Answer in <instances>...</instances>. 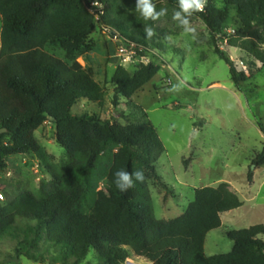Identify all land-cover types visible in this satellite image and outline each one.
<instances>
[{
    "label": "trees",
    "instance_id": "trees-1",
    "mask_svg": "<svg viewBox=\"0 0 264 264\" xmlns=\"http://www.w3.org/2000/svg\"><path fill=\"white\" fill-rule=\"evenodd\" d=\"M94 2L103 6L100 24L136 44L140 56L165 52L157 41L165 14L145 20L138 0H0V173L7 171L11 157L29 156L50 177L38 193L4 191L0 241L15 240L16 257L36 263L48 262L41 252L46 243L55 253L53 264H81L91 249L98 264H127L129 253L149 264H264L262 224L227 232L234 243L230 253L205 254L206 238L222 227V215L244 205L227 183L195 189L194 201L177 218H156L150 185L170 193L157 168L166 148L143 109L138 108L139 120L127 125L72 112L82 99L99 107L107 102L95 71L78 62L97 46L91 39L96 18L89 10ZM151 3L156 12L180 11L178 0ZM192 16L205 24L215 45L231 27L222 40L252 60L248 75L216 46L235 86L258 73V64L264 67V0H207L205 10ZM53 45L66 60L44 54ZM159 71L154 63L139 64L134 74L119 65L111 79L113 106L121 98L131 100ZM47 121L66 150L62 169L35 136ZM261 132L264 136V127ZM252 165L264 167V148ZM118 169L142 170L145 180L121 192L114 183Z\"/></svg>",
    "mask_w": 264,
    "mask_h": 264
},
{
    "label": "rangeland",
    "instance_id": "rangeland-1",
    "mask_svg": "<svg viewBox=\"0 0 264 264\" xmlns=\"http://www.w3.org/2000/svg\"><path fill=\"white\" fill-rule=\"evenodd\" d=\"M154 1L166 3V0ZM175 12L174 9H166L165 17L158 24L157 41L165 52L156 50L151 56H140L136 51L134 59L128 63L120 59L119 62L111 61L115 44L107 29L100 24V19L96 20L93 38L99 43L95 49L97 56L103 53V41L113 49L109 55L105 54V59L99 57L95 61L96 80L107 91V102L104 107H99L82 99L72 112L96 115L122 125L139 120L138 108L148 114L166 148L157 168L160 177L170 187V193L166 194L158 184L150 185L157 219L181 216L194 201L195 189L227 183L244 205L222 215V227L210 232L206 238L205 254L208 257L228 254L234 243L227 237V232L264 225V167L253 170L252 165L254 156L264 148L261 132V127H264V67L258 64V73L235 86L228 65L216 53V46L228 55L239 71L248 75V64L252 60L240 49L223 43L224 33L232 31V28L219 34L215 45L201 20L191 16L189 24L183 25L173 19ZM190 28L194 31H186ZM44 54L66 60L58 45L47 47ZM117 63L131 74L138 70L139 64L154 63L160 71L131 100L121 98L116 108L112 104L114 86L111 79ZM35 136L53 157V163L62 169L67 154L57 143L55 125L51 121L45 122ZM49 179L37 159L13 156L8 160L7 171L0 173V189L6 200L4 191L38 193L42 183ZM15 248L13 239L0 241V264L54 263L55 253L46 243L41 247L48 260L46 263L18 258ZM129 260L136 264H149L130 253ZM98 263L97 253L91 249L81 264Z\"/></svg>",
    "mask_w": 264,
    "mask_h": 264
},
{
    "label": "clouds",
    "instance_id": "clouds-1",
    "mask_svg": "<svg viewBox=\"0 0 264 264\" xmlns=\"http://www.w3.org/2000/svg\"><path fill=\"white\" fill-rule=\"evenodd\" d=\"M207 0H178L179 9L173 15V19L181 21L183 25L189 24V17L195 12H203L206 7ZM137 10L141 12V15L145 20L149 18L155 20L165 14V9H161L160 12L155 11V6L151 3V0H138L136 5ZM148 36L150 37L153 33L150 29H145ZM186 31L193 32V29H186ZM145 176L142 170L135 172H128L124 169H118L114 172V183L115 186L121 192H127L133 188L135 182L143 183Z\"/></svg>",
    "mask_w": 264,
    "mask_h": 264
},
{
    "label": "built area",
    "instance_id": "built-area-1",
    "mask_svg": "<svg viewBox=\"0 0 264 264\" xmlns=\"http://www.w3.org/2000/svg\"><path fill=\"white\" fill-rule=\"evenodd\" d=\"M89 10L91 13L95 15L96 20H99L100 14L103 11V6L98 2H94V3H91V7L89 8ZM106 29L111 35V38L113 39L114 44L117 46L116 55L118 56V58L124 63H128L132 61L134 59V56L136 55L138 46L134 43H131L130 41L122 39L119 34L114 32L110 28H106ZM229 33H231V31H228L227 34ZM223 43H226L227 45L226 40H224ZM240 64L243 65L242 62ZM4 200H5L4 195L0 193V202Z\"/></svg>",
    "mask_w": 264,
    "mask_h": 264
},
{
    "label": "crops",
    "instance_id": "crops-1",
    "mask_svg": "<svg viewBox=\"0 0 264 264\" xmlns=\"http://www.w3.org/2000/svg\"><path fill=\"white\" fill-rule=\"evenodd\" d=\"M91 39L92 40H94L95 41V39L93 38V35L91 36ZM96 42V41H95ZM98 42H96V49H97V47H98ZM102 48H103V53L101 54V56H99L100 58H102V59H105L106 58V56H105V54L107 55H109V51L111 52L113 49L110 47V45H109V43H106L105 41H103V43H102ZM116 48H117V46L115 45L114 46V52L112 51V53H111V55H110V59H111V61L112 62H119V58H118V56L116 55ZM112 49V50H111ZM104 51H105V53H104ZM98 56H97V54H96V51H93V52H91V53H87V54H85V55H83V56H81V57H79L78 58V62L82 65V66H84V67H86V68H92L94 71H95V66H96V62L98 61V58H99ZM96 61V62H95ZM118 64V63H117ZM118 66H119V64H118ZM95 74H96V71H95Z\"/></svg>",
    "mask_w": 264,
    "mask_h": 264
},
{
    "label": "water",
    "instance_id": "water-1",
    "mask_svg": "<svg viewBox=\"0 0 264 264\" xmlns=\"http://www.w3.org/2000/svg\"><path fill=\"white\" fill-rule=\"evenodd\" d=\"M4 132H6V130H2V133H4ZM255 169H256L255 166H253V170H255ZM127 264H136V263L129 261V262H127Z\"/></svg>",
    "mask_w": 264,
    "mask_h": 264
}]
</instances>
